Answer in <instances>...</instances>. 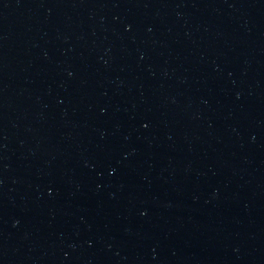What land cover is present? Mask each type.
I'll return each mask as SVG.
<instances>
[{
	"label": "water",
	"instance_id": "water-1",
	"mask_svg": "<svg viewBox=\"0 0 264 264\" xmlns=\"http://www.w3.org/2000/svg\"><path fill=\"white\" fill-rule=\"evenodd\" d=\"M0 264H264V0H0Z\"/></svg>",
	"mask_w": 264,
	"mask_h": 264
}]
</instances>
